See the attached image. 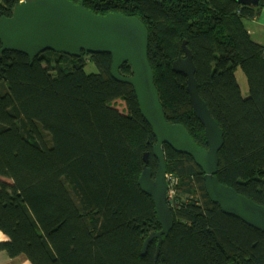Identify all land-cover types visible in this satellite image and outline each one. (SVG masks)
Returning a JSON list of instances; mask_svg holds the SVG:
<instances>
[{"label": "trees", "instance_id": "16d2710c", "mask_svg": "<svg viewBox=\"0 0 264 264\" xmlns=\"http://www.w3.org/2000/svg\"><path fill=\"white\" fill-rule=\"evenodd\" d=\"M23 1L0 0V19ZM98 15L139 18L149 31V62L167 121L186 127L207 148L187 77L173 70L192 52L200 97L224 132L219 181L264 206V44L247 24L264 0H70ZM1 47V43H0ZM93 64L97 72L88 73ZM108 54L81 57L47 52L33 65L23 54L0 60L1 250L31 264H264V234L211 202L194 160L164 146L167 173L176 176L168 237L145 256L159 232L152 199L139 179L153 177L156 138L132 87L111 76ZM245 74L243 95L237 71ZM120 73L131 76L126 64ZM122 101L124 112L115 105ZM170 184V183H169Z\"/></svg>", "mask_w": 264, "mask_h": 264}, {"label": "water", "instance_id": "95a60500", "mask_svg": "<svg viewBox=\"0 0 264 264\" xmlns=\"http://www.w3.org/2000/svg\"><path fill=\"white\" fill-rule=\"evenodd\" d=\"M237 2L258 6L260 0ZM149 37L148 28L139 18L122 13L98 15L87 9L84 1L79 4L70 0L23 1L14 8L11 17L0 19V60L6 52L27 56L31 65L47 52L77 58L83 52L111 56L112 78L132 87L141 115L156 138L153 155L158 161V170L153 177L152 169L148 167L150 155L146 153L139 186L152 199L161 230L146 239L142 256L146 255L150 244L158 240V257L163 238L168 237L174 227L175 218L169 205L165 145L190 156L201 168L206 192L213 204L264 234V206L222 184L217 177L224 132L200 97L192 52L184 43L185 56L173 63V70L187 77L191 107L204 127L207 148L199 146L185 126L167 121L149 62ZM126 64L132 69L131 76L120 73Z\"/></svg>", "mask_w": 264, "mask_h": 264}, {"label": "crops", "instance_id": "0c3cea01", "mask_svg": "<svg viewBox=\"0 0 264 264\" xmlns=\"http://www.w3.org/2000/svg\"><path fill=\"white\" fill-rule=\"evenodd\" d=\"M256 26L264 27V24H262L260 17L259 19L253 20V22L248 23L247 28L251 33V35L253 36V38L255 39V41L264 44V33L261 32L262 36L259 35L260 31H258V34L253 33ZM257 29L258 28L256 27V30ZM7 241L8 238L2 232H0V264H31V262L28 260V258L25 255H21L17 258H10L5 251L1 250V244Z\"/></svg>", "mask_w": 264, "mask_h": 264}, {"label": "rangeland", "instance_id": "374dc122", "mask_svg": "<svg viewBox=\"0 0 264 264\" xmlns=\"http://www.w3.org/2000/svg\"><path fill=\"white\" fill-rule=\"evenodd\" d=\"M259 17L261 18V21H262V24H264V11H262L259 15ZM256 27L258 28L256 30ZM253 33H257L258 34V31H260L259 35L262 36V33H264V27H260V26H256ZM262 32V33H261ZM86 71L88 73H95L97 72V68L95 67V65L93 64H88L86 66ZM237 79L241 85V89H242V93L244 96H246L249 92V86H248V82H247V78L245 76V74L243 73V71L241 69H239L237 71ZM115 108L118 109L120 112H124L125 110V105L122 101H119L116 105H115ZM168 176L171 177V180H175L176 179V176L174 174H169L168 173ZM262 178H264V175H261ZM0 180H3V181H6L8 183H11V181H8V180H5L3 178H0ZM177 182V181H176ZM175 184H173L174 186Z\"/></svg>", "mask_w": 264, "mask_h": 264}, {"label": "built area", "instance_id": "2783aa9c", "mask_svg": "<svg viewBox=\"0 0 264 264\" xmlns=\"http://www.w3.org/2000/svg\"><path fill=\"white\" fill-rule=\"evenodd\" d=\"M167 180L170 183L169 184V202H172L173 196H174V186L173 184H176V179L175 180H171V177H169L167 175Z\"/></svg>", "mask_w": 264, "mask_h": 264}, {"label": "clouds", "instance_id": "9594fccd", "mask_svg": "<svg viewBox=\"0 0 264 264\" xmlns=\"http://www.w3.org/2000/svg\"><path fill=\"white\" fill-rule=\"evenodd\" d=\"M168 175V174H167ZM168 184H169V182H168Z\"/></svg>", "mask_w": 264, "mask_h": 264}]
</instances>
